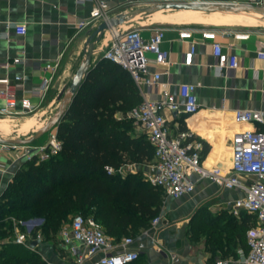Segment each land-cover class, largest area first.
<instances>
[{
  "label": "crops",
  "instance_id": "crops-1",
  "mask_svg": "<svg viewBox=\"0 0 264 264\" xmlns=\"http://www.w3.org/2000/svg\"><path fill=\"white\" fill-rule=\"evenodd\" d=\"M104 1L113 9L114 15L140 4L132 0ZM195 1L250 2L249 0ZM94 5V0H0V62L13 57L23 59L18 65L1 68L0 76L20 74L23 77V86L18 88V96L29 95L30 90L41 82L43 76L52 75L50 87L44 98L32 96L31 99L34 103H39V110L46 111L50 108L54 112L57 110L59 97L81 63L90 33L97 27L89 25L78 29L76 23L88 19ZM201 16H210L215 23H201ZM254 19L242 16H220L198 10L167 9L135 16L119 25L121 28L139 27L145 37H149L155 28L167 29L162 49L168 52L169 63L165 65L151 63L150 70L161 72L163 86L169 87L177 94L182 83L197 85L199 111L191 116L187 114L174 116L166 112V117L169 127L174 132L177 129L192 130L193 136L190 140L201 143L200 153L204 165L208 168L217 165L226 169L230 167L232 139L237 131L248 128L264 131V29L258 28L259 26H247V24L263 25ZM15 24L26 25V33H16ZM202 24L208 25L205 27L206 25ZM189 26L219 30L221 34L218 40L222 42L226 51L238 56L239 67L219 69L208 43H200L192 64L186 65L183 58L189 43L179 39L177 29ZM195 36L199 37L198 34ZM110 40L111 36L108 38L103 36L97 41L92 65L102 57ZM149 56L153 57V54ZM57 60L59 64L55 71L40 68ZM146 92L148 97L158 96L153 90L146 89ZM237 108L259 111L262 121L255 125L230 123L231 121L227 120H233V112ZM127 113L118 112L117 116L121 118L124 117L123 115L127 116ZM53 131L56 129L54 128ZM138 132L134 125L132 135L134 137L144 135ZM43 142L45 141L38 144ZM19 153L20 148L0 143V199L17 171L23 166L24 159L18 158ZM151 161L141 163L142 168H136L137 163L127 164L120 173L122 177H126L128 174L137 173L140 169L144 180L148 182L147 174ZM193 179L195 189L190 194L173 198L167 196L164 191L161 212L157 215L161 220L157 225L152 223L154 217L150 226L141 228L137 235L123 236V238L132 237L131 248L140 253L135 264H209L220 258L222 253L217 252L214 255L206 247L203 236L197 239L194 235L207 219L212 217L219 222H227L230 217L240 221L242 214L236 216L232 213L231 207L235 199L243 196V192L236 188L221 187L208 178L201 179L197 174ZM35 218L38 219L37 226L44 222L42 217ZM38 234L32 237L29 246H25L38 252L47 264L73 263L72 255L62 245L61 240L44 239L40 232ZM33 241L38 243L31 247ZM232 247L238 253L240 250L245 251L239 243ZM90 262L91 259L87 264Z\"/></svg>",
  "mask_w": 264,
  "mask_h": 264
},
{
  "label": "built area",
  "instance_id": "built-area-1",
  "mask_svg": "<svg viewBox=\"0 0 264 264\" xmlns=\"http://www.w3.org/2000/svg\"><path fill=\"white\" fill-rule=\"evenodd\" d=\"M95 5L88 19L76 23L78 29L89 25L98 26L103 21H109L113 9L104 0H94ZM264 0H251L252 3L262 4ZM134 3H156L163 0H132ZM18 34H25L26 25L15 24ZM166 28L158 27L149 37H145L139 27L123 29L115 26L110 29L111 40L102 53V58L119 64L128 70L142 95V101L133 107L127 117L133 120L141 134H144L154 150L153 160L149 163L148 180L164 189L169 197L179 198L190 194L195 189L194 175L208 178L213 183L227 188L239 189L243 196L235 199L231 211L236 216L243 212L254 215L255 224L246 232L248 251L240 250L237 257L217 258L209 264H264V131L248 128L237 131L232 139V159L228 169L217 165L208 168L203 163L200 153L201 143L190 140L193 136L191 129L169 127L166 112L174 116L193 115L200 109L195 83L180 84L178 94L163 86L161 72H152L151 63L168 64V52L162 49ZM179 39L187 41L189 47L184 51L183 62L190 65L200 43H208L216 58L219 69H235L240 61L236 54L226 51L218 40L221 32L214 28L183 27L178 28ZM196 34L199 35L196 38ZM149 54H153L150 57ZM23 62L21 57H13L0 62L1 68H8ZM58 60L47 63L41 69L49 68L55 71ZM53 76H43L41 82L30 90L29 95L18 96V88L23 86L20 74L0 76V117H19L35 113L39 103L32 101V96L44 98ZM146 89L155 91V98L148 97ZM233 120L237 125L253 124L262 121L259 111L237 108L233 112ZM20 148L18 158L24 162L36 160L45 161L56 155L62 148V142L56 131L51 132L49 139L41 144L12 145ZM109 173L116 172L113 167H107ZM122 168L118 169L121 171ZM13 241L18 244L30 245L32 231L38 224L37 218L15 219ZM161 220L156 216L152 223L157 225ZM38 236H40L38 234ZM61 243L72 255V264H132L140 253L131 248L132 237L115 241L108 236L97 219L92 215L75 214L71 221L65 223L59 231ZM82 247V248H81ZM208 264V263H207Z\"/></svg>",
  "mask_w": 264,
  "mask_h": 264
},
{
  "label": "trees",
  "instance_id": "trees-1",
  "mask_svg": "<svg viewBox=\"0 0 264 264\" xmlns=\"http://www.w3.org/2000/svg\"><path fill=\"white\" fill-rule=\"evenodd\" d=\"M141 101L128 70L102 57L92 65L55 127L61 150L45 161L24 162L0 199V264H47L38 252L13 241V218H44L32 237L40 232L45 239L54 238L63 221L78 213L93 215L115 241L150 226L161 212L164 189L145 181L141 171L126 177L118 171L154 157L146 136L132 135L133 120L117 116ZM109 166L117 171L109 173ZM253 216L243 212L240 221L230 217L227 222L209 218L194 236H203L220 258L237 257L232 246L239 243L248 251Z\"/></svg>",
  "mask_w": 264,
  "mask_h": 264
},
{
  "label": "water",
  "instance_id": "water-1",
  "mask_svg": "<svg viewBox=\"0 0 264 264\" xmlns=\"http://www.w3.org/2000/svg\"><path fill=\"white\" fill-rule=\"evenodd\" d=\"M206 10V11H247L258 12L264 14V4L252 2H224V1H163L156 3H140L131 9L114 15L109 21H103L94 29L86 42L83 57L79 67L74 73L70 83L62 91L59 99L60 103L56 113L40 128L28 138H13L0 134V143L12 145H27L31 144L48 131L54 129L57 124L63 119L69 105L73 101L83 81L89 74L92 67V57L95 51V45L100 40L107 30L112 27L119 26L125 21L134 17L135 14L142 10ZM38 241H33L31 247H34Z\"/></svg>",
  "mask_w": 264,
  "mask_h": 264
},
{
  "label": "rangeland",
  "instance_id": "rangeland-1",
  "mask_svg": "<svg viewBox=\"0 0 264 264\" xmlns=\"http://www.w3.org/2000/svg\"><path fill=\"white\" fill-rule=\"evenodd\" d=\"M249 1H251V0H249ZM255 3V2H254ZM262 4H264V1H262ZM259 18V19H258ZM258 18H255L254 20L255 21H258V22H260V23H262L263 25H249V24H247V26H259L258 28H262V29H264V16H261V17H258ZM200 21H201V23H215V21H214V19H212L210 16H201V18H200ZM202 25H206L205 27H207V25L208 24H202ZM127 27H124L123 29H126ZM44 110H39V111H37V112H35V113H31V114H28V115H22V116H19V117H8L7 118V116H3V117H1L2 119L4 118V117H6V120H9V121H11V122H15V123H18V122H21V121H24V120H28L29 118H35V119H39L37 122H36V124H39V122H40V124H43V123H45V122H47L51 117H53L54 116V114L56 113V111L54 112V111H52V109L50 108V109H48V110H46V111H44ZM124 117L126 116V115H123ZM10 118V119H9ZM5 119V118H4ZM134 124V123H133ZM135 125V124H134ZM16 128V129H15ZM37 129V127L36 128H33V129H31V130H28V131H20V130H18V128L17 127H13V129H10L9 131H0V133H9L8 135H4V136H8V137H13V138H28V137H30L33 133H34V131ZM53 131V129L52 130H50V131H48L47 133H45L44 135H42L40 138H38L36 141H34L33 143H31V144H38V143H40L41 141H47L48 139H49V137H50V135H51V132ZM139 133V132H138ZM140 134V133H139ZM138 164V165H137ZM136 164V168L138 167V168H142L143 167V165H141V163H137ZM135 167H133L134 169H136ZM138 171H141L142 172V170H140V169H138ZM143 173V172H142ZM72 216L73 215H70L69 217H68V219L67 220H65V221H63V223H62V226L65 224V223H68V222H70L71 221V219H72ZM93 216V215H92ZM30 219V218H29ZM54 238H52L53 240H55V239H58V240H61L60 239V236H59V232H57V233H55L54 234ZM44 239H45V237H44ZM47 239V238H46ZM49 239V238H48Z\"/></svg>",
  "mask_w": 264,
  "mask_h": 264
},
{
  "label": "bare ground",
  "instance_id": "bare-ground-1",
  "mask_svg": "<svg viewBox=\"0 0 264 264\" xmlns=\"http://www.w3.org/2000/svg\"><path fill=\"white\" fill-rule=\"evenodd\" d=\"M152 11H155V10L154 9L142 10V11L138 12L137 14H135L134 17L139 16V15L144 16V15H147L148 13H150ZM198 11H202V12H206V13L214 14V15H220V16H240V17L242 16V17H250V18H256L258 16H264V14H262V13L247 12V11H219V10H217V11L198 10ZM110 35H111L110 30H107L104 34V36H106L107 38L110 37ZM38 120L39 119H35L33 117V118H29L28 120H24V121L15 123V122H11L9 120L0 118V131H3V130L9 131L10 129H13V127H17L18 130H20V131H28V130H31V129L36 128V127L38 128L41 125V124H36V122ZM227 121H231L230 123H232V124L234 123V120H231V119H228ZM0 134L1 135H8L9 133H0Z\"/></svg>",
  "mask_w": 264,
  "mask_h": 264
}]
</instances>
